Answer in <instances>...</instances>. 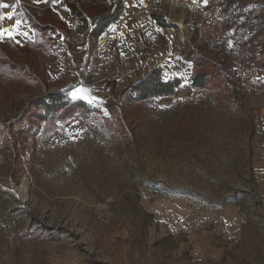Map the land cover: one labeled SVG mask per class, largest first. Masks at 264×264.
Here are the masks:
<instances>
[{
	"label": "rangeland",
	"instance_id": "obj_1",
	"mask_svg": "<svg viewBox=\"0 0 264 264\" xmlns=\"http://www.w3.org/2000/svg\"><path fill=\"white\" fill-rule=\"evenodd\" d=\"M227 1L242 16L230 45L199 42L198 16L177 10L181 60L164 63L149 30L108 54L67 28L32 44L34 2L0 0L15 13L0 28L21 20L12 40L31 41L4 51L33 72L0 78V264H264V0ZM182 51L204 60V87ZM150 64L179 87L126 105L120 91ZM67 88L91 109L35 105Z\"/></svg>",
	"mask_w": 264,
	"mask_h": 264
},
{
	"label": "trees",
	"instance_id": "obj_2",
	"mask_svg": "<svg viewBox=\"0 0 264 264\" xmlns=\"http://www.w3.org/2000/svg\"><path fill=\"white\" fill-rule=\"evenodd\" d=\"M61 4L66 5L72 15L79 20L80 24L83 25L84 28V34H86V37L89 38L92 43L94 42L96 46V42L98 41V37L105 31V29L113 22L118 20L122 13H123V0H115V7L110 11H104L99 13L97 15V19L94 22L93 26L88 29L87 28V16L86 12L83 10V5L81 0H60ZM229 1L223 6L225 12L233 18V21H239L242 19V16L238 11L235 9V6H229ZM19 8V10L16 12L17 15L19 14L21 18H23L25 15L28 14H22L26 11V9ZM35 15H32L29 13L30 16H32V23H34L35 28V40L32 41V44H38L41 40L45 42V39L53 41V36L48 33L49 29H53V26L47 22L46 16H39L38 13H34ZM18 15V16H19ZM151 18L161 25H167L172 26L169 22L167 23L162 14H157L152 12ZM29 21L31 22L30 18L28 17ZM39 19H46L44 22H41ZM29 22V23H30ZM31 41H26L24 44H19L17 42H14L10 38H6L5 40L0 41V78H16L15 76H30L33 72L27 73V67L29 66L27 64H19L17 62H14L11 60L9 55L5 52L7 49L16 50L19 49H27L31 45ZM34 42V43H33ZM7 47V49H6ZM33 49V47H32ZM5 50V51H4ZM185 52L182 51L180 53L181 57L188 60L190 59L193 63L192 70H191V85L194 88H200L204 87L205 83L208 81L207 73L198 71L197 69L202 65V62L204 60L202 59H195L193 57V52ZM194 58V59H193ZM194 60V61H193ZM196 61V62H195ZM33 75V74H32ZM108 83V82H107ZM110 83V82H109ZM180 85V79L178 77H173L171 79H163V73H162V67L156 66L153 69H151L146 75H144L142 78H140L135 83L129 84L125 86L120 91V96L124 99V102L126 105H131L135 100H141L145 98H152V97H160V96H167L172 95L175 92V89L179 87ZM69 91V88L65 90H59L55 89L53 91H50L47 93L46 100L41 101H35L36 106H42L45 114L49 113H58L61 111L62 114H66L65 112L71 113L72 111L76 109H81L82 112L88 111L91 109L90 105L85 102L84 100L78 99V100H70V98L67 97V93ZM110 109V104L107 106ZM67 113V114H68ZM41 118H44L45 116L40 115Z\"/></svg>",
	"mask_w": 264,
	"mask_h": 264
},
{
	"label": "crops",
	"instance_id": "obj_3",
	"mask_svg": "<svg viewBox=\"0 0 264 264\" xmlns=\"http://www.w3.org/2000/svg\"><path fill=\"white\" fill-rule=\"evenodd\" d=\"M32 3L34 2V5H36L35 10L37 11L39 16H46L47 22H49L52 26H53V33H62L63 29H68L69 30H73L76 31L77 33L80 32L82 34H84V26L80 24L79 20L76 19L72 13L70 12L69 8L66 5L61 4L60 0H30ZM82 5H83V10L84 12H86V16H87V21L88 23H90L87 25V28L90 29L94 22L95 19H97V15H99V13L104 12V11H110L115 7V1H110L109 6L108 7H104V6H100L97 3V0H81ZM92 4V7L87 8V4ZM153 1L152 0H123V13L121 15V17L116 20L115 22L111 23L103 33H101V35L98 37V47H99V51L98 54L100 52V50L102 51V47L101 46H105V50L112 52L113 50V40L115 39V37H121L122 41L120 42V38L119 40L117 39L116 45L118 46V50H122L128 47V41L126 40L127 38L122 36V35H127L128 33L130 35H133L134 32H136L137 30H149V34H152V36H158L159 35V39L165 41V47L161 52V60L164 63H173L174 62V58L177 57V52L176 49H178L180 47L179 43H176V38H179L177 32H176V28L178 29V32L180 31L179 28L177 27L178 24H172L169 22V20L166 18V14L165 12H163V10L161 9L160 4L158 3V5L156 6H152ZM157 13V14H162L164 20L170 24H172V26H167V25H161L159 23H156L152 18H151V13ZM227 14V13H226ZM228 15V14H227ZM229 16V15H228ZM143 18L149 19L152 22V26L148 29H141L139 28L138 24L139 21ZM53 19V21H51ZM91 19H93L92 21H90ZM60 20L62 24L58 26V21ZM240 21V20H239ZM239 21H233L235 22L237 25L236 26H232L229 30V35L230 38H232V40H235L239 29H241L240 27V23ZM92 22V23H91ZM176 25V26H175ZM180 33V32H179ZM158 38V37H157ZM124 40L126 42H124ZM179 42V41H177ZM181 42V41H180ZM232 42V41H231ZM123 43H125V45H123ZM161 43V41H160ZM162 44V43H161ZM178 44V45H177ZM172 45V46H171ZM163 46V45H162ZM216 46V45H215ZM138 53V52H137ZM155 56V53L152 55ZM119 57H121V55H119ZM142 58H140L139 61L141 62H145L150 60L149 57H147V55L145 56L144 54L141 55ZM120 59V58H119ZM146 63V62H145ZM158 63H155V65H157ZM181 64V63H180ZM155 65L150 64L149 68L147 70V73L153 69L154 67H156ZM145 66V64H144ZM183 68V66L181 67ZM184 68L189 69V66H187L186 64L184 65ZM182 71V70H181ZM164 78V77H163ZM173 78V76H171L168 79Z\"/></svg>",
	"mask_w": 264,
	"mask_h": 264
},
{
	"label": "built area",
	"instance_id": "obj_4",
	"mask_svg": "<svg viewBox=\"0 0 264 264\" xmlns=\"http://www.w3.org/2000/svg\"><path fill=\"white\" fill-rule=\"evenodd\" d=\"M152 6L160 4L164 9L167 16H169L172 24H178L182 22V18L175 20L177 10L193 11L198 16L195 24L194 33L197 36L199 42L208 44L213 47L225 46L231 44L232 38H230L229 30L232 26L237 24L231 20L224 10V4L226 0H152ZM169 21V22H170ZM141 29H148L152 26V22L149 19L143 18L138 24ZM178 63L181 58L177 56L175 59ZM69 97H72L69 95ZM46 100V99H45Z\"/></svg>",
	"mask_w": 264,
	"mask_h": 264
},
{
	"label": "snow or ice",
	"instance_id": "obj_5",
	"mask_svg": "<svg viewBox=\"0 0 264 264\" xmlns=\"http://www.w3.org/2000/svg\"><path fill=\"white\" fill-rule=\"evenodd\" d=\"M206 2V0H205ZM9 7V5L7 4H3L0 3V8H7ZM15 15L14 12H7V13H0V20H5V19H9L11 20L13 18V16ZM22 21L21 20H16L15 24H13L10 28H0V38H3L4 36H7L10 39H14L15 35L17 33L21 34V35H25L27 36L26 32H20V25H21ZM86 90L84 89H80L78 90L79 93L83 94ZM78 95L77 92L73 93V97L75 98ZM85 99H89V102H92V100L94 98H90L88 96L84 97Z\"/></svg>",
	"mask_w": 264,
	"mask_h": 264
}]
</instances>
